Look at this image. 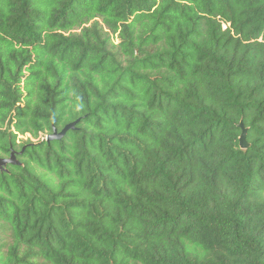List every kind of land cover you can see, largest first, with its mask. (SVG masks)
<instances>
[{
	"label": "trees",
	"instance_id": "trees-1",
	"mask_svg": "<svg viewBox=\"0 0 264 264\" xmlns=\"http://www.w3.org/2000/svg\"><path fill=\"white\" fill-rule=\"evenodd\" d=\"M12 151L0 264H264V0H0Z\"/></svg>",
	"mask_w": 264,
	"mask_h": 264
},
{
	"label": "water",
	"instance_id": "water-1",
	"mask_svg": "<svg viewBox=\"0 0 264 264\" xmlns=\"http://www.w3.org/2000/svg\"><path fill=\"white\" fill-rule=\"evenodd\" d=\"M77 123H78V121L68 124L62 131H58L55 128L53 133H51L50 135H48L46 137V141L51 142V141H56V140H62L70 130L75 129ZM240 127L242 129V133L239 137L240 147H241V149L246 150L249 147V143L247 141L248 129L244 126L243 123H241ZM24 150H25V148L20 152V154H23ZM8 165H14V166H20L21 165L17 161L16 151H12L10 157H8V158H0V171L5 170V168Z\"/></svg>",
	"mask_w": 264,
	"mask_h": 264
},
{
	"label": "rangeland",
	"instance_id": "rangeland-1",
	"mask_svg": "<svg viewBox=\"0 0 264 264\" xmlns=\"http://www.w3.org/2000/svg\"><path fill=\"white\" fill-rule=\"evenodd\" d=\"M24 139V140H27V138L26 137H21V139ZM45 138H46V136H45ZM34 141H35V139H34ZM4 158H8V157H4Z\"/></svg>",
	"mask_w": 264,
	"mask_h": 264
}]
</instances>
